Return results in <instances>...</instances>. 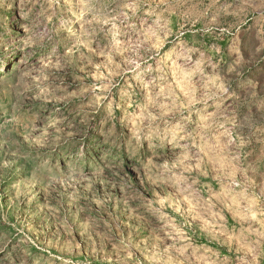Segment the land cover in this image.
I'll return each instance as SVG.
<instances>
[{
    "label": "rangeland",
    "instance_id": "rangeland-1",
    "mask_svg": "<svg viewBox=\"0 0 264 264\" xmlns=\"http://www.w3.org/2000/svg\"><path fill=\"white\" fill-rule=\"evenodd\" d=\"M0 264H264V0H0Z\"/></svg>",
    "mask_w": 264,
    "mask_h": 264
},
{
    "label": "bare ground",
    "instance_id": "bare-ground-1",
    "mask_svg": "<svg viewBox=\"0 0 264 264\" xmlns=\"http://www.w3.org/2000/svg\"><path fill=\"white\" fill-rule=\"evenodd\" d=\"M252 217V216H251ZM254 218H251L250 220H249V222H252V223H254Z\"/></svg>",
    "mask_w": 264,
    "mask_h": 264
}]
</instances>
